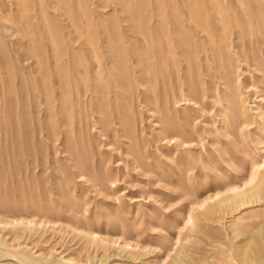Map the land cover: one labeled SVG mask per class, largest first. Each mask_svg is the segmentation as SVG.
Instances as JSON below:
<instances>
[{
    "label": "rangeland",
    "instance_id": "1",
    "mask_svg": "<svg viewBox=\"0 0 264 264\" xmlns=\"http://www.w3.org/2000/svg\"><path fill=\"white\" fill-rule=\"evenodd\" d=\"M155 263L264 264V0H0V264Z\"/></svg>",
    "mask_w": 264,
    "mask_h": 264
},
{
    "label": "bare ground",
    "instance_id": "2",
    "mask_svg": "<svg viewBox=\"0 0 264 264\" xmlns=\"http://www.w3.org/2000/svg\"><path fill=\"white\" fill-rule=\"evenodd\" d=\"M234 18H235V17H234ZM236 22H237V21H236ZM198 26H200V25H198ZM237 26H239V25H237ZM198 28H199V27H198ZM234 29H235V28H234ZM201 30H203V29H201ZM199 31H200V30H199ZM200 34H201V33H200ZM260 74H261V73H260ZM260 74H257V75H258V76H261L262 74H261V75H260ZM262 77H263V76H262ZM182 143H183V147H185V148L187 147V144H189V143H185V142H182ZM112 187H116V186H112ZM256 187H257V186H256ZM245 192H248V190L244 191V193H245ZM229 198H230V197H229ZM155 264H156V263H155Z\"/></svg>",
    "mask_w": 264,
    "mask_h": 264
}]
</instances>
